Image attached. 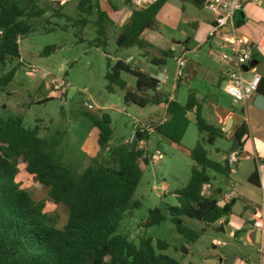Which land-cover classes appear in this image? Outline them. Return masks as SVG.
I'll return each mask as SVG.
<instances>
[{
  "label": "trees",
  "instance_id": "trees-1",
  "mask_svg": "<svg viewBox=\"0 0 264 264\" xmlns=\"http://www.w3.org/2000/svg\"><path fill=\"white\" fill-rule=\"evenodd\" d=\"M37 2L0 0V65L20 60V41L32 30L28 21L43 17L49 10L37 6ZM196 2L201 3V0ZM165 3L166 0H160L149 8L134 9L129 23L117 37L118 49L152 48L143 34L154 29ZM94 7L96 20L93 23L97 38L92 44L106 51L108 15L100 9L98 0L96 4L93 0H79L77 5L78 11L86 15ZM54 14L63 16L60 11ZM67 19L73 22V27L80 28L77 35L82 40L84 29L90 24L89 19ZM57 49L56 46L47 47L42 54H51ZM168 57H173L171 50L163 52L161 58H154L152 64L165 66ZM19 66H12L0 74V91L13 81ZM122 73L136 78L134 90L129 89ZM105 80L108 91L112 92L115 86L124 91L128 105L146 107L164 101L168 117L162 122H150V126L152 132L177 145L182 143L190 125L189 113H194L199 138L189 155L195 165L187 185L172 192L178 205L168 207V212L176 230L189 242H197L201 234L184 225L183 217L213 225L223 218L227 220L231 214V205L222 206L216 197L203 193V188L212 180L210 173L224 176L228 173V167L211 159L205 148L207 144L214 146L226 133L207 122L202 114L203 106L193 90L186 104L181 105L162 94L158 88L159 79L140 66L121 59L114 64L109 62ZM150 92L154 93L152 97ZM258 93L264 94L262 80ZM87 116L98 132V147L108 148L113 138L109 115ZM241 127L245 129L244 124ZM240 130L233 135H238L241 140L245 130ZM152 132L137 129L133 146L128 143L119 145L113 150V160L104 158V161H96L79 179H75L72 170L63 166L55 156L57 139L41 137L40 127H27L21 117H3L0 114V264H181L157 253L156 248L165 250L168 247L162 241H158L155 248L152 238H142L136 244L116 234L126 212L142 206L133 197L143 177L141 164L148 165L153 156L149 151L138 148V144L148 143ZM20 164L25 165L27 175L34 176L39 184L48 188L49 198L55 204L67 208L68 221L62 229L56 228L57 217L45 211V202H35L22 188L18 181ZM249 182L259 184L257 171L250 176ZM166 219V214L155 208L150 211L144 225H159Z\"/></svg>",
  "mask_w": 264,
  "mask_h": 264
},
{
  "label": "rangeland",
  "instance_id": "rangeland-1",
  "mask_svg": "<svg viewBox=\"0 0 264 264\" xmlns=\"http://www.w3.org/2000/svg\"><path fill=\"white\" fill-rule=\"evenodd\" d=\"M78 3L79 0H67L66 5L59 10L60 5L55 0H38L39 7L49 10L43 17L28 21L32 30L20 41V60L8 62L5 66L0 65L2 74L12 66L20 64L13 81L0 91V114L3 117H21L27 127L39 126L41 137L57 139L55 156L63 166L72 170L75 179H79L96 161H104V158L107 161L113 160V150L119 145L128 143L133 146L136 143V122L146 125L149 120L157 119L153 114L158 109L161 120L168 117L164 101L139 107L126 104L124 91L119 87L115 86L112 92L108 91L105 75L109 62L114 64L121 59L134 66L145 64V70L158 79L168 76L169 80L162 85L160 92L166 96L173 95L181 105L186 104L190 91L193 90L198 93L197 99L203 106L202 114L209 122L214 123L209 117L214 114L211 110L212 104L213 107L219 104L231 109L232 99L217 86L220 76L218 70L222 68L220 63L209 55V44L198 49L199 38L206 30L203 24H210L214 19L204 4L194 0L166 2L157 16L154 29L147 33V37L155 43L147 50L137 47L119 50L116 44L118 33L110 26L107 31L108 45L104 51L92 44L97 38L93 23L96 20V8H92L88 15L81 14L77 9ZM93 4H96V0H93ZM107 4L121 8L124 0H110ZM132 7L136 9L133 5ZM56 11L63 13V16H56ZM67 17L73 20L82 17L89 19L90 24L84 29L82 40L77 35L80 28L73 27V22L68 21ZM197 22L200 26L194 28L193 25ZM185 44L188 46L187 57L209 66L216 77L211 78L204 70L198 71L196 75L191 71L189 79L180 80L179 88L174 92V56L166 58L165 66L156 67L152 60L161 58L163 52L174 46ZM51 46L58 49L51 54H42L45 48ZM32 67L36 68V73L31 72ZM163 68L166 73L162 71ZM51 79L63 81L65 92L52 91L49 86ZM122 79L129 89H135V77L122 73ZM153 94L149 93L151 97ZM205 96L206 100H201ZM86 104L92 105V109H88ZM240 107L237 104L234 109L239 110ZM104 113L111 119L113 138L108 148L100 149L97 145L98 133L87 114L100 117ZM194 116L193 113L192 117ZM192 117L180 145L155 132L150 135V143L138 144V148L149 151L153 156L148 165L141 164L143 177L133 197L142 206L126 212L116 234L123 235L136 244L142 238H152L155 248L157 242L162 241L168 247L165 250L156 248L157 253L167 255L181 264H227L231 256L241 252L248 255L254 252L257 256L256 251L239 244L230 236L229 231L220 232L217 226L183 217L184 225L201 234L197 242L191 243L176 230L171 221L168 207L178 205L172 192L187 185L195 165L188 153L199 138L198 128ZM231 146L232 140L223 137L214 146L207 144L205 148L211 159H214L212 153L216 148L225 149ZM238 158L242 161L241 152L238 153ZM235 166L232 168L235 169ZM18 170V181L22 188L35 202H45V211L57 217L56 228L62 229L68 221L67 208L62 204H55L49 198L48 188L39 184L34 176L27 175L25 165L20 164ZM233 179L235 178L227 173L210 183L215 189H223L225 181ZM237 188L241 189V185ZM204 195L208 196L206 192ZM155 208H160L167 219L159 225L146 227L144 224L149 219L150 211ZM234 264H239V261Z\"/></svg>",
  "mask_w": 264,
  "mask_h": 264
},
{
  "label": "crops",
  "instance_id": "crops-1",
  "mask_svg": "<svg viewBox=\"0 0 264 264\" xmlns=\"http://www.w3.org/2000/svg\"><path fill=\"white\" fill-rule=\"evenodd\" d=\"M55 1L59 3L58 5H60L59 10L63 5H66L67 3V0ZM168 1L169 0H166V2ZM98 2L100 9L109 17L107 31L111 26V28H113L119 35L123 27L129 23L131 14L134 10L131 1L124 0L123 7L121 8L111 4H107L110 3V0H98ZM201 4H204L203 0H201ZM109 8H111V11ZM213 21L214 19L210 24H203L206 30L199 38L200 43L198 47H200V49L205 45L204 42L211 28V25L213 24ZM236 23L238 32L247 37L254 45L250 66L251 68L255 69L256 72L261 76L262 90L264 91V4H245L243 9L236 15ZM193 26L194 28H198L200 26V23L197 22ZM148 32H152V30L145 31L143 34V38H145V40L149 41L151 44L155 45V43L151 41L149 37H147ZM156 38L157 37H155V39ZM206 44H209L211 50L209 52V55L213 57L212 49L214 43L211 41L207 42ZM186 46L187 44L184 45L185 49H187L188 47ZM186 58V77L182 80H188L191 71L196 75L200 70H204L205 72H207L211 78L216 77L215 73L209 66H204L200 62H194L193 60L189 59L187 55ZM220 65L222 68L218 70L220 76L217 81V86L219 87V89H222L226 95H228L224 91V84L226 79L225 72L230 68V66L223 64ZM179 85L180 83H176L174 81L172 85V89L174 90V92L178 90ZM161 89L162 87L160 88V90ZM197 95L198 93H196V96ZM259 95L264 96V94L257 93L251 101L247 103H238L241 106L239 110L234 109L235 105L237 104H233L232 100L231 105L233 108L231 107V109L225 108L215 103L213 107V104L211 103V110L214 111V114L210 115L209 117L214 121V123L209 122L206 119L208 123L222 128V130L226 133V139L232 140L235 131H239L241 129L240 131L243 132L245 130L241 139L242 147L240 149L242 161H239L236 164L235 169L232 168L233 165L231 164L227 166L228 173H230V176L234 177L235 179H233V181H225L223 189H215L211 184L212 182L207 184L203 188V193L206 192L209 197H216L220 205L232 206L231 214L227 217V220L226 218H223L213 225L217 226L220 232L226 233L227 231H229L230 236L236 239L239 244L244 245L248 247L249 250L256 251L257 253V256H255L254 252L253 254L249 253V255L245 252L236 253V255H233L235 257L234 262L239 261V264H264V254H261L259 252V238L257 234L254 233L256 231H254L252 227L253 221L261 213V207L264 205V196L259 189L258 183L254 184L249 182L250 176L255 171H257L255 159L264 160V111L259 109L255 105L256 98ZM168 96L170 99H175L173 95ZM206 98L207 97L205 96L201 98V100H206ZM159 111L160 110L158 109L153 114V117H156L157 119L149 120L148 123L162 122L159 116L160 114L158 113ZM192 114L193 113H189L190 120H192ZM192 118H194V122L196 124L195 116ZM227 118H231L233 120L232 128L228 131H226ZM242 124L245 125V129L241 127ZM230 148L231 147H227L225 149L216 148L214 150L215 152L211 151L213 152L212 155L214 156L213 160L225 165L229 157ZM210 176L212 178V181L218 179L219 176L224 177V175H219L214 172L210 173ZM239 185H241V189L237 188ZM234 209L237 211V213L233 211Z\"/></svg>",
  "mask_w": 264,
  "mask_h": 264
},
{
  "label": "built area",
  "instance_id": "built-area-1",
  "mask_svg": "<svg viewBox=\"0 0 264 264\" xmlns=\"http://www.w3.org/2000/svg\"><path fill=\"white\" fill-rule=\"evenodd\" d=\"M130 1L136 9H146L160 0ZM203 3L214 16L213 24L204 44L212 41L214 43L213 57L220 64L230 66L225 72L224 91L232 98L234 104L247 103L258 93L261 76L250 66L254 45L247 37L238 32L236 15L243 9L245 4L263 5L264 0H203ZM1 34L2 31H0ZM171 51L176 64L174 81L178 83L186 77V55L188 51L184 46H174ZM162 71L166 73L165 68ZM31 72L36 73V68L32 67ZM168 80V76L159 79L160 85L158 88L160 89ZM49 86L52 91L65 92L63 81L51 79ZM86 106L88 109H92V105L86 104ZM162 121H165V119ZM135 127L136 130L144 128L152 132L150 123L145 125L136 122ZM227 161L231 165H236L239 162L237 154L229 155ZM255 162L259 178V189L264 196V160L255 159ZM252 227L254 231L260 234L259 252L264 254V205L261 207V213L253 221Z\"/></svg>",
  "mask_w": 264,
  "mask_h": 264
},
{
  "label": "water",
  "instance_id": "water-1",
  "mask_svg": "<svg viewBox=\"0 0 264 264\" xmlns=\"http://www.w3.org/2000/svg\"><path fill=\"white\" fill-rule=\"evenodd\" d=\"M146 65L145 64H141L140 68L142 70H145L146 69ZM255 105L264 111V96L263 95H259L257 98H256V101H255ZM232 123H233V120L230 118L227 122H226V131L230 130L232 126ZM242 147V143H241V140H240V137L238 135H233V139H232V146L229 150V155L231 154H237L239 152V150L241 149ZM226 166L229 165L228 161H226L225 163ZM234 212L237 213V211L234 209L233 210ZM255 234H257L259 240H260V234L258 232H254ZM259 240H258V243H259ZM234 259L235 257L234 256H231L229 258V261H227L226 263L227 264H233L234 263Z\"/></svg>",
  "mask_w": 264,
  "mask_h": 264
}]
</instances>
